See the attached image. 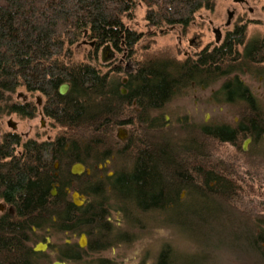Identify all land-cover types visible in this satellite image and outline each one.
I'll list each match as a JSON object with an SVG mask.
<instances>
[{
  "label": "trees",
  "instance_id": "trees-1",
  "mask_svg": "<svg viewBox=\"0 0 264 264\" xmlns=\"http://www.w3.org/2000/svg\"><path fill=\"white\" fill-rule=\"evenodd\" d=\"M217 3L0 0V118L37 115L35 101L17 99L23 88L44 97L43 111L59 127L48 138L25 139L15 130L2 134L0 200L13 210H0V264L84 263L85 252H101L133 241L146 227L166 225L164 215L174 208L180 217L170 223L182 227L192 243L180 250L164 242L153 264H264V102L241 79L247 73L264 77V35L250 39L246 25H238L220 45L184 57L153 48L152 40L142 43L153 29H189L200 11H214ZM141 5L147 33L135 27ZM85 40L94 47L78 58L75 47ZM106 44L137 58L127 81L120 67L102 61ZM220 81L213 97L232 106L239 120H182L180 136L171 137L168 102L193 82L209 87ZM64 82L70 87L61 93ZM127 124L136 127L120 139L117 129ZM248 136L253 141L245 150ZM226 144L236 152L230 154ZM78 161L91 173L73 174ZM53 183H59L57 194ZM67 186L87 196L84 204L74 203ZM114 211L127 228L108 219ZM82 232L87 247L67 241ZM48 234L61 241L35 250Z\"/></svg>",
  "mask_w": 264,
  "mask_h": 264
},
{
  "label": "rangeland",
  "instance_id": "rangeland-1",
  "mask_svg": "<svg viewBox=\"0 0 264 264\" xmlns=\"http://www.w3.org/2000/svg\"><path fill=\"white\" fill-rule=\"evenodd\" d=\"M234 9L236 10V14L233 19V25L229 30L234 29L235 24L245 23L247 25L248 38L256 39L264 35V0H248L247 4L236 2L235 0H218L216 9L214 11H200L189 29L184 31L183 28L179 26L163 30L153 29V34L145 35L142 43L152 40L153 48L170 50L179 57H184L187 52L194 55L207 47V45L214 47L215 35L213 28L220 26L224 27L228 19V11ZM135 13V27L147 33L148 28H146V22L144 20L145 7L143 5L139 6ZM241 18L245 21L242 22ZM191 40H194V43H191ZM92 42L93 41L85 40L77 44L75 47L76 56L78 58H83L86 54H89L92 47H94ZM197 43L199 44L198 46L196 45ZM113 51H115L114 58L108 63L110 67H120L122 69L120 76L124 79L128 76L129 72L135 70L137 58L129 55L128 52ZM104 69L108 70L109 68L105 67ZM241 76L253 89L254 93L264 102V79L260 80L259 78H255L251 76L250 73L242 74ZM220 85L221 81L210 87L192 86L188 88L187 93L180 94L169 101L165 107V118L168 121L166 125L168 134L174 138L180 136V121L182 120H188L194 123H213L214 121L230 122L231 118L236 114L234 113V108L227 104L214 102L211 99V96ZM122 87L126 88L125 86ZM38 97L41 99L40 103ZM17 99L23 102L28 100L35 101L38 107V113L33 118H21L16 114L1 117L0 139L2 134L9 130L18 131L25 139L36 137L38 134L45 135L43 136L45 138L54 137L59 127L52 126L50 118L44 113V97L39 93L33 96L28 91L21 88L17 93ZM41 110L43 112H41ZM10 119L16 124V128L9 125ZM134 127L136 126L128 124L121 125L119 129H117V132L121 131L125 136L123 140H125L129 137ZM226 145L228 148L227 151L231 152L230 154L236 152L233 145ZM249 146H251V144H249ZM109 163L107 162L106 165ZM106 165L102 164L100 167L102 168ZM112 171L113 170H109V174H111ZM193 203L194 202L191 201L188 202V208H191V205H194ZM2 205L5 207V210L9 207L0 200V210L3 211L5 210L4 208L2 209ZM179 211V208H174L168 215H164L165 219L168 218L166 220L169 223L166 225L161 224L158 226L146 227L145 231H142L140 235L135 237L131 242L119 243L117 246L108 248L104 252H85L83 264H94L89 261L101 257H110L116 264H153L164 242H171L179 247L180 250H186L185 246L188 245L190 241L184 239L181 231L183 228L170 223L172 222L170 220L174 221L180 217L178 216ZM111 216L112 222L115 224L126 228L128 227L120 220L122 216L118 214V211H114ZM136 231L137 230H135V232ZM78 238L79 235H75L72 239L78 241ZM60 241L61 239L52 237L53 244Z\"/></svg>",
  "mask_w": 264,
  "mask_h": 264
},
{
  "label": "water",
  "instance_id": "water-1",
  "mask_svg": "<svg viewBox=\"0 0 264 264\" xmlns=\"http://www.w3.org/2000/svg\"><path fill=\"white\" fill-rule=\"evenodd\" d=\"M232 14L230 13V18H231ZM163 32V31H161ZM214 33L217 34V30L214 29ZM220 37L219 35H216V40L219 41ZM92 45H94V42H92ZM114 49L112 48V46L110 44H106L101 51V58L103 62H110L112 60V58H114L115 55V51H113ZM124 82L127 81V77H125ZM70 87V84L68 82H64L60 85V92L61 93H66L68 91ZM122 91L124 93L127 92L126 88H122ZM39 103H40V97H38ZM9 125H11L12 127L16 128V124L12 121V119L9 120ZM118 136L121 139H124V135L122 134L121 131H118ZM246 147H247V143H246ZM107 162L109 163L110 160L108 159ZM58 166V162L56 163ZM100 166H102V164H100ZM71 172L73 174H82L84 172L87 173H91V168L87 167L83 162H75L72 166H71ZM56 188L53 190L54 193H56ZM73 201L75 204L77 205H82L84 204L85 200L87 199V196L85 194L80 193L79 191H74L73 193ZM52 240V238L50 236L47 237V241H39L36 243V245L34 246V249L37 251H43V250H47L50 241ZM67 241H70V239H68ZM79 244L81 247H85L88 244V236L85 232L81 233V236L79 238ZM53 264H66L63 261L60 260H56L54 261Z\"/></svg>",
  "mask_w": 264,
  "mask_h": 264
},
{
  "label": "flooded vegetation",
  "instance_id": "flooded-vegetation-1",
  "mask_svg": "<svg viewBox=\"0 0 264 264\" xmlns=\"http://www.w3.org/2000/svg\"><path fill=\"white\" fill-rule=\"evenodd\" d=\"M236 2H240V3H248V0H235ZM230 13L232 14V16H231V18H230ZM235 14H236V10L234 9V10H229L228 11V19H227V21H226V23H225V25H224V27H214L213 28V32H214V29L215 30H217V34H215L214 33V35H215V45L214 46H217V45H220L221 43H223L224 42V40L228 37V34L230 33V32H233L235 29H236V26H238V25H246L245 23H240V24H235V28L234 29H231V30H229V28L230 27H232V25H233V19H234V16H235ZM245 20H242V22H244ZM247 26V25H246ZM176 27V26H175ZM179 27H181V26H179ZM174 28V27H173ZM226 29H227V31H226ZM216 35H219V37H220V39H219V41H217L216 40ZM195 38H197V37H195ZM191 43H194V40H191L190 41ZM197 46L199 45L198 43L196 44ZM208 46V45H207ZM204 49V48H203ZM202 49V50H203ZM193 54H190V53H186L185 54V56H192ZM136 68V67H135ZM127 78H128V76H127ZM241 79L245 82V80L242 78V76H241ZM259 79L260 80H263L264 79V77L262 76V75H260L259 76ZM192 85L193 86H195V87H197V85H196V83H192ZM202 87H206V86H202ZM208 87V86H207ZM210 87V86H209ZM211 99L214 101V102H217L215 99H214V97H213V95L211 96ZM218 103V102H217ZM41 112H43L42 110H41ZM234 118H235V121H238L239 120V116L238 115H236L235 114V116H234ZM218 122L217 121H214L212 124H217ZM219 123H225L226 124V122H219ZM119 129V128H118ZM118 133V132H117ZM121 139V138H120ZM252 141H253V138H252V136H248L247 138H245L244 140H243V142H242V147H243V149H245V150H248V149H250V146H249V144H252ZM246 143H247V147H246ZM111 162V161H110ZM73 165V164H72ZM56 166H57V164H56ZM100 166V165H99ZM103 168V167H102ZM112 173H113V171H112ZM111 173V174H112ZM58 186H59V183H53V185H52V189H51V192L53 193V194H57L58 193ZM56 188V193H54L53 192V190ZM66 190H67V192H70V194H71V197H72V199L74 198V196H73V193H74V191H76V190H73V189H71V187L70 186H67L66 187ZM78 191V190H77ZM86 201V200H85ZM4 208V210H5V207L2 205V209ZM11 211L13 210V206H9L8 207ZM118 214L120 215L121 213H120V211H118ZM111 215L108 217V219H110L111 221H112V219H111ZM121 218V217H120ZM121 220V219H120ZM48 236H50L51 238H52V236L50 235V234H48V235H46L45 236V238H44V240H40V241H47V237ZM73 236H75V235H73ZM73 236L71 237V238H69L70 239V241H68V242H73ZM80 236H81V234L79 235V238H80ZM88 236V235H87ZM79 238H78V244H79ZM68 240V239H67ZM88 243H89V238H88ZM52 245V240L50 241V243H49V246H48V248L47 249H49V247ZM79 246H80V244H79ZM87 246H88V244H87ZM87 246H85V247H87ZM85 247H83V248H85ZM114 246H111L110 248H113ZM58 249H59V247H55V251L53 252V253H55L56 251H58ZM108 249V248H107ZM104 251H106V249L104 250ZM104 251H101V252H104ZM102 259H107L108 261H110V262H114L110 257H101ZM56 260H60V261H63V262H65L66 264H74V260H72V259H69V260H61V259H55V260H53V262H52V264L54 263V261H56ZM82 260H83V257H82ZM79 264H83V263H79ZM95 264V263H94Z\"/></svg>",
  "mask_w": 264,
  "mask_h": 264
},
{
  "label": "bare ground",
  "instance_id": "bare-ground-1",
  "mask_svg": "<svg viewBox=\"0 0 264 264\" xmlns=\"http://www.w3.org/2000/svg\"><path fill=\"white\" fill-rule=\"evenodd\" d=\"M43 252V251H42Z\"/></svg>",
  "mask_w": 264,
  "mask_h": 264
}]
</instances>
